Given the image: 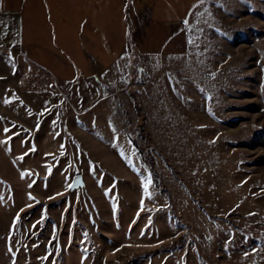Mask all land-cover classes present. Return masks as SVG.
<instances>
[{"label": "rangeland", "instance_id": "1", "mask_svg": "<svg viewBox=\"0 0 264 264\" xmlns=\"http://www.w3.org/2000/svg\"><path fill=\"white\" fill-rule=\"evenodd\" d=\"M192 20L60 88L0 24V264H264V0Z\"/></svg>", "mask_w": 264, "mask_h": 264}, {"label": "crops", "instance_id": "2", "mask_svg": "<svg viewBox=\"0 0 264 264\" xmlns=\"http://www.w3.org/2000/svg\"><path fill=\"white\" fill-rule=\"evenodd\" d=\"M212 2L0 0V24L11 28L15 55L47 68L60 88L77 78L101 81L123 58H184L186 24Z\"/></svg>", "mask_w": 264, "mask_h": 264}, {"label": "snow or ice", "instance_id": "3", "mask_svg": "<svg viewBox=\"0 0 264 264\" xmlns=\"http://www.w3.org/2000/svg\"><path fill=\"white\" fill-rule=\"evenodd\" d=\"M201 3H203V0H201ZM185 23H187V21H185ZM5 103H10V101H8V100H5ZM41 114H43V113H41ZM53 123H55V121H53ZM38 126V125H37ZM4 131L5 132H8V131H10L9 129H7V128H5L4 129ZM58 135V134H57ZM11 139V137H9V140ZM215 141H211V143H214ZM0 143H5V144H7L8 143V141L6 140V141H0ZM23 143V142H22ZM63 147V146H62ZM31 151H35V146L33 145V147H32V149H31ZM24 155H27V153H25ZM18 159H23V156H21V157H19ZM51 171V169L49 168V172ZM25 175H31V173L30 172H28V171H24V172H22L21 173V177L23 178ZM29 187H32V185H29ZM145 188H147V185H145ZM56 195H63L62 193H57ZM29 198L30 199H33V197H31V194L29 193ZM0 199H3V197H0ZM49 199H53V197H49ZM141 205H143V201H141ZM250 215H251V213H250ZM10 251H11V249H10Z\"/></svg>", "mask_w": 264, "mask_h": 264}, {"label": "water", "instance_id": "4", "mask_svg": "<svg viewBox=\"0 0 264 264\" xmlns=\"http://www.w3.org/2000/svg\"><path fill=\"white\" fill-rule=\"evenodd\" d=\"M84 185L82 176L80 174H74L71 177L70 183H69V190L72 191L76 188L82 187Z\"/></svg>", "mask_w": 264, "mask_h": 264}, {"label": "trees", "instance_id": "5", "mask_svg": "<svg viewBox=\"0 0 264 264\" xmlns=\"http://www.w3.org/2000/svg\"><path fill=\"white\" fill-rule=\"evenodd\" d=\"M150 176H151L153 185L156 186V187H158V182L156 181L155 174L152 172V170H150Z\"/></svg>", "mask_w": 264, "mask_h": 264}]
</instances>
